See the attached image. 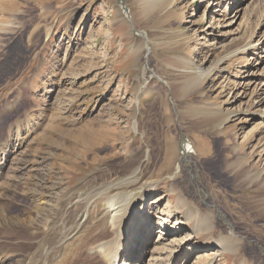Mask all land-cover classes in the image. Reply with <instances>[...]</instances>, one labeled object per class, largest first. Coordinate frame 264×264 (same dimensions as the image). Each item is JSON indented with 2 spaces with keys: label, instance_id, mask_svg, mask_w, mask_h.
I'll list each match as a JSON object with an SVG mask.
<instances>
[{
  "label": "rangeland",
  "instance_id": "1",
  "mask_svg": "<svg viewBox=\"0 0 264 264\" xmlns=\"http://www.w3.org/2000/svg\"><path fill=\"white\" fill-rule=\"evenodd\" d=\"M150 1L14 0L0 17V33L10 28L0 34V145L7 151L0 160V264H19L34 248L23 237L43 227L30 199L36 181L60 183L63 199L90 176L100 175L101 184L103 173L113 176L108 196L128 194L136 211L149 191V219L161 228L169 213L170 223L181 220L178 230L153 232L149 244L136 240L138 259L126 250L135 247L133 230L122 235L118 264H264V49L241 60L229 55L252 27L263 22L264 34V0ZM120 8L131 24L119 20ZM216 65L198 81L199 67ZM204 108L209 114L201 116ZM85 128V136L73 137ZM88 137L99 143L85 151ZM202 214L211 215L212 234L198 226ZM134 218L132 229L146 223ZM94 230L82 241L98 240ZM232 234L240 244L230 240L229 251L212 260L218 246L211 239ZM205 236L210 242L195 244ZM157 242L179 257L153 255ZM57 260L45 264H66Z\"/></svg>",
  "mask_w": 264,
  "mask_h": 264
},
{
  "label": "bare ground",
  "instance_id": "2",
  "mask_svg": "<svg viewBox=\"0 0 264 264\" xmlns=\"http://www.w3.org/2000/svg\"><path fill=\"white\" fill-rule=\"evenodd\" d=\"M13 1L14 0H0V17L2 19H5V16L9 15V10H11L9 6L10 4H12L10 2H13ZM230 1L228 2L229 4L231 3ZM158 2L159 0H152V3H154V5L155 4L157 5ZM152 3L150 1L151 6H152ZM128 11L129 10L127 9L120 8L118 12V16L120 17L119 20H121L122 22H127L131 24L132 21L130 19ZM261 11H264V7H262ZM260 16H264V13L261 12ZM261 24H259V26L257 27L255 26L252 27V29L249 32H247L244 36H242L240 40H237V42L233 46L234 48L229 52V55H231L232 57L236 59L238 55H240L238 59L241 60V57H243L246 53L251 52V50L254 54L257 52V50H263L264 49V42H263L264 34L259 36L260 31H258L261 27ZM2 30L4 32L0 34H7V31L10 32V28L8 27L1 28V31ZM49 30L50 31L48 32L52 31L51 28H49ZM142 34H143L142 35L143 38L146 37V34L144 33ZM206 42L208 43V41ZM217 67L218 65L212 66L210 70L208 71H205L204 69L199 67L197 71V76H196L198 81L202 82L203 81L202 78L205 76L207 77L211 75L213 72H215ZM263 87H264V84L260 88L261 92L263 91L262 90ZM198 91H199V88L197 92ZM258 92L259 90L255 94L256 97L258 96L260 97V94H263V93L259 94ZM259 102L260 101H258L256 104H258ZM256 104L252 103V106L254 105L256 106ZM207 110L208 108H204L202 113H200L201 116L202 114H204V116H206V114H209L207 113ZM252 114L255 115L258 113H252ZM229 117L230 116L227 115V118H225L224 122H226ZM260 117L264 118V114H260ZM204 121H206V119ZM61 131L67 133V131L65 130H61ZM88 131L89 129H86V128L84 130H76V131L74 130L72 132V135L74 138L78 139L80 136L84 135ZM94 131L91 133L94 134ZM91 135L90 137H92ZM90 137H88L87 139L85 138L82 139V142L84 145L83 149H85V151L86 149H88V147L92 146L93 144L97 145L99 143L98 141L99 137L97 139L90 138ZM57 140L54 141L52 145L53 147L51 151L55 152L53 153L52 159L53 157H56V159H58V156H59L56 154L58 147H59ZM3 142L4 141H2V145H0V160L1 161H3V159H5V157L7 156L5 145H3L5 144V142L4 143ZM6 142L8 143L9 139H7ZM184 142H185L184 144L186 145V147L185 149H183V152L188 153L190 152L189 150H191V146L188 144V142L186 141ZM62 146L64 148H67V146H64V144ZM25 162L27 163V161ZM53 165H54V162H53ZM61 168L64 169V167L62 166ZM103 174L101 175V179H102V181L100 180L101 184L95 185L96 178H100L99 177L100 175L96 174L95 176L94 175L90 176L89 179L83 180L79 184H76L74 188L70 190V192L63 199H60L61 194L59 193L60 190H58V187H60L59 186L60 183H58V187H57V185L53 183L51 186H48L47 183H44L41 181H39V184L37 183V181L35 182V187L29 191L31 192L30 199L34 203V209L36 210V215L39 216V219L36 218V221L38 223L43 224V227L40 228L39 230L35 229V231L37 230V235L36 233L34 234V231H32V229H34L32 225H31L32 227L29 228L31 230L30 235H28L26 231V234L24 235L23 239H25V236H26L28 237V240H29V237H30V240H32V242H35V245H34V248L32 249V252L29 251V254H27L29 255V257L25 258V260H23L19 264H25L26 262H27L26 264H37V263L45 264V262H47L48 259H52L53 257H57L58 259H60L57 261L59 262L63 261V262H66V264H72V263L83 264L85 263L87 259L91 263L90 258L94 259L92 260L94 262L93 264H118L119 259H123L122 250L125 248L123 247L124 243L122 241V237L123 236L127 237L132 230L134 232L135 238L133 239V242H131V244L134 245L135 247L133 246L132 248L126 247L127 252H129L130 254L132 253V256L129 259H135L136 257L137 259L141 258L140 250L138 251L136 250V246H137L136 240L139 242L142 241V243L145 242L144 243L145 245L146 243L149 244L151 242L152 240L151 238L153 237L152 236L153 232L154 233L158 232L160 234V232L166 233V232L171 231L172 229L178 230L176 229V226L181 225V220H179V218L175 216L174 218L176 222L170 223L169 219L173 215L172 213H169L166 216L167 221L164 222V225H163L164 228H161L160 224L157 225L154 221L149 219L151 216L150 215L151 207L147 205V197H146V195L149 194V191L146 194H144V196L141 197L142 209L140 211H136L134 203L130 204L127 202L126 199L128 197V194H125L124 192H121V193L117 192L113 196H108L107 188L108 186L112 184L111 181H112L113 176H110V175L108 176V175H103ZM54 177H50V178H54ZM60 180L62 179L59 178L58 181ZM50 182H52V180ZM93 185H95L94 188H92ZM85 188H88L86 190V192L88 193L85 192ZM183 203L184 201L183 202L181 201V204ZM100 204H103V207H101ZM51 212H53L54 214L52 217L49 216ZM134 216H137V217L140 216V218L143 219L146 223H144V225L143 224L137 225V227L132 229V227H134L135 225ZM28 219L29 220L27 222L29 223L30 222L37 223L35 219H33V217L31 216ZM198 219H199L198 220L199 227L202 226V227H205L206 230H208L209 232L212 231L213 227L211 226L212 224L211 215L202 214ZM14 221H15V224L19 222L22 223V225L24 224V220L22 219L21 220L22 222H21L19 217H15ZM87 225H91L90 228H87L86 227ZM155 226H157V228ZM168 226H170L169 229L171 230H167ZM93 227L97 232L96 234H97L98 240H94L91 244H89V241H82L84 239V236L88 234L89 229ZM210 234H212V232ZM210 234H207V235L210 237L211 236ZM234 239L236 238H235V235L233 234L229 236V238H226V239H221V238H218V239L216 238V240L211 239V241L214 242V244L217 245L218 248L215 250V252L212 253L210 258L213 260L214 258H216V256H221V255L223 256L225 252H228L229 248L231 247L230 240L233 243H235L233 246L235 245L238 246L240 242L237 240L235 241ZM184 240L178 242L177 244L178 251L182 247V243H184ZM201 240L199 242H196L195 244L202 245L203 242H210V239L208 240L207 236H205V238H202ZM159 243L157 242V245H159L158 247H160L161 245V243L160 244ZM158 247L154 248V251L152 254L154 255L159 252L158 255L160 257L163 256L161 260L171 261L172 259H177L179 257V255H176L175 252H173V250L175 251V249H172V251L168 252V251H165L167 250L166 248H163V247L158 248ZM164 247H168V245H164ZM134 248L135 250H133ZM61 249H69L68 254H70L71 256L73 254L72 250H75L76 252L78 250V255H76V258L71 257L72 259L71 258L69 259L67 256H65L67 255L66 253L65 255H62L60 253ZM85 251L88 252V254H90L89 257L85 256L84 254ZM67 260H70V261H67ZM128 262L129 261L127 260L125 264H129ZM132 264H135V263H132ZM155 264H157V262Z\"/></svg>",
  "mask_w": 264,
  "mask_h": 264
}]
</instances>
